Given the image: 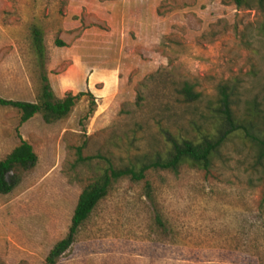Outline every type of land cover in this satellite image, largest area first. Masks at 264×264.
<instances>
[{
  "label": "rangeland",
  "instance_id": "obj_1",
  "mask_svg": "<svg viewBox=\"0 0 264 264\" xmlns=\"http://www.w3.org/2000/svg\"><path fill=\"white\" fill-rule=\"evenodd\" d=\"M113 1L0 0V97L6 100L37 101L42 69L32 48L33 27L44 31L49 63L52 56H71L56 48L61 37L102 44L125 24L126 39L135 44L120 78H102L81 92L92 93V114L87 96L51 125L39 114L21 125L17 110L0 107V159L21 140L38 156L36 167L21 173V183L0 195V264H45L67 236L79 197L99 169L165 152V132L197 139L212 123L210 106L221 85L234 90L238 116L254 101L264 103V8L145 0L156 11L142 19L128 13L124 22L119 10L109 19ZM72 12L80 24L68 31L64 21ZM185 83L199 100L185 101ZM68 93L78 94H55ZM78 150L88 160L78 161ZM255 157L250 144L234 138L209 171L184 165L177 174L150 171L138 183L116 182L58 264H264V185Z\"/></svg>",
  "mask_w": 264,
  "mask_h": 264
},
{
  "label": "trees",
  "instance_id": "obj_2",
  "mask_svg": "<svg viewBox=\"0 0 264 264\" xmlns=\"http://www.w3.org/2000/svg\"><path fill=\"white\" fill-rule=\"evenodd\" d=\"M228 1L239 8H251L257 4L264 8V0H222ZM32 48L41 67V87L36 102H22L6 100L0 97V107L12 108L20 114V124H26L36 115H41L45 124L51 125L66 119L73 111L77 102L84 96L90 100V114L95 112V100L91 92L66 94L59 98L54 93L49 80V58L42 28L33 27L31 31ZM56 46L66 47V43L57 40ZM182 96L186 102L199 100L200 94L195 93L193 87L185 83ZM234 90L227 85L218 89L216 101L210 106L212 123L208 129L201 131L199 137L192 139H178L165 132L167 148L163 153L144 156L122 168H115L109 164L100 168L93 182L82 191L72 217L67 236L59 241L50 251L45 264H58L59 260L74 245L79 230L84 226L99 203L110 193L113 185L122 180L132 182L144 181L150 171H164L177 174L182 166L189 165L203 171H209L221 149L232 139L239 138L250 144L255 151L256 165L261 167L264 185V103L254 101L251 107L238 116L234 110ZM92 159V158H89ZM81 150H78V161H84ZM38 156L32 145L21 140L8 156L0 159V195L10 194L20 183L21 173L36 167ZM146 196L153 202V189L146 183ZM264 203V189L263 199ZM157 221L162 224L158 216Z\"/></svg>",
  "mask_w": 264,
  "mask_h": 264
},
{
  "label": "crops",
  "instance_id": "obj_3",
  "mask_svg": "<svg viewBox=\"0 0 264 264\" xmlns=\"http://www.w3.org/2000/svg\"><path fill=\"white\" fill-rule=\"evenodd\" d=\"M148 3L149 1L145 0H117L109 2L107 8V10L111 11L109 19L114 18L118 10L120 12V17H118L120 20L118 21L122 19V21L127 22V18L130 16L128 13L132 12H139L138 17L142 19V14L156 11L157 9V5H148ZM138 8L141 10L135 11ZM121 11L124 13L123 16ZM74 14H77V12H72V14H68L65 18L64 25L70 26V29L65 27L68 31L79 28L80 21L73 20ZM113 24H116L115 21H113ZM127 35V27L125 24H122L120 28H115L110 34V39L103 41L102 44L86 43L84 45L82 42L85 38L75 40L71 44L61 37V40L67 45L64 49L72 53L70 58L64 61L56 59L55 56L50 58L49 80L53 91L56 94L67 92L79 94L92 90L93 87L100 84L102 78H115V74H119L118 78H120V73L126 70L127 62L135 53L133 50L135 44L126 39ZM121 38L124 40H121ZM94 45L99 46L95 47ZM56 48L60 49L59 47ZM129 49H132V51H129ZM47 51L49 52L48 46ZM97 55H100L102 59L99 60L96 57Z\"/></svg>",
  "mask_w": 264,
  "mask_h": 264
}]
</instances>
